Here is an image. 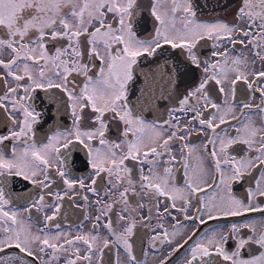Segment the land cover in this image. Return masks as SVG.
I'll list each match as a JSON object with an SVG mask.
<instances>
[{
	"label": "snow or ice",
	"instance_id": "snow-or-ice-1",
	"mask_svg": "<svg viewBox=\"0 0 264 264\" xmlns=\"http://www.w3.org/2000/svg\"><path fill=\"white\" fill-rule=\"evenodd\" d=\"M0 264H264V0H0Z\"/></svg>",
	"mask_w": 264,
	"mask_h": 264
},
{
	"label": "flooded vegetation",
	"instance_id": "flooded-vegetation-1",
	"mask_svg": "<svg viewBox=\"0 0 264 264\" xmlns=\"http://www.w3.org/2000/svg\"><path fill=\"white\" fill-rule=\"evenodd\" d=\"M195 139V138H194Z\"/></svg>",
	"mask_w": 264,
	"mask_h": 264
}]
</instances>
